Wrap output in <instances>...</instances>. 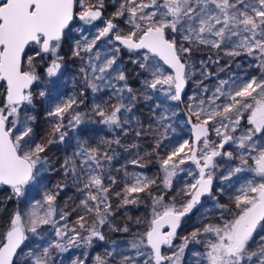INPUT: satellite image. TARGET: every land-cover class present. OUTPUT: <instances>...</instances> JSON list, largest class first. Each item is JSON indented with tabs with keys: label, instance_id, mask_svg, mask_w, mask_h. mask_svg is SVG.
Segmentation results:
<instances>
[{
	"label": "snow or ice",
	"instance_id": "1",
	"mask_svg": "<svg viewBox=\"0 0 264 264\" xmlns=\"http://www.w3.org/2000/svg\"><path fill=\"white\" fill-rule=\"evenodd\" d=\"M105 8V0H0V82L5 89V104L0 108V186H8L16 197H22L26 187L48 170V158L43 154L52 144H64L68 130L75 131L89 121L114 131L130 122L126 114L132 112L138 97L118 63L123 50L135 54L130 57L132 63L146 74L141 80L145 89L141 95L158 101L153 112L165 133L171 127L165 123L170 120L167 101L183 103L182 94L195 73L194 63L189 62L193 49L205 46L232 57H251L261 75L248 79L229 77L212 90L203 81H194L200 91L188 97V123L195 140H184L159 161L163 185L168 190L178 172L186 171L193 177L176 193L179 200L172 197L173 203H166L163 193L153 196L148 191L156 179L126 172L123 190L114 193L120 204L113 208L111 185L117 181L108 175L111 183H105V165L113 159L108 149L112 143L119 144V139L102 138L92 146L77 138L76 149L61 167L65 177L71 176L82 193L77 206L82 212L72 224L67 219L70 213L63 210L55 219L57 196L64 185L57 184L55 192L46 189L42 200L23 214L17 211L13 215L0 238V264H53L54 251L62 253L82 242L91 246L94 239L105 240L101 228L106 224L111 227L110 217L120 207L143 202L141 193L153 201L152 218L148 228L129 244L137 257L144 259L123 256L119 264H183L190 244L204 248L203 252L193 251L195 264H264V0H120L111 18L104 20L103 27L96 26L95 35L89 38L86 32L103 17ZM121 18L128 25L127 31L115 22ZM69 41L73 42L71 56L81 61L79 71L86 88L94 95L107 91L108 99L94 101L91 114L77 111L83 100L75 96L56 103L47 112V117L54 118L49 121L50 129L37 142L32 127L35 117L28 115L26 107L34 103L32 85L44 81L37 67L47 59L45 76L60 74L65 61L61 49ZM39 95L43 97L46 92L42 90ZM113 98L115 102L110 103ZM171 115L176 112L173 110ZM244 119L246 124L241 122ZM213 132L219 140L211 139ZM161 136L167 138L163 133ZM161 142L157 140L156 149ZM229 144L241 150V164L230 169L223 179L243 171L259 178L248 180L231 198L230 205L217 199L212 171L218 166L216 157L234 159L233 152L224 151ZM189 161L198 173L180 167ZM131 163L145 167L141 159ZM204 196L215 201L218 219L178 236L184 218L201 204ZM60 221L65 223L56 227ZM42 225H52L56 239L49 240L47 246L36 245L25 251L27 233L43 239L38 232ZM113 230L130 231L127 226ZM177 239L181 241L178 244L174 243ZM165 247L171 254L162 250ZM95 264L110 261L96 256Z\"/></svg>",
	"mask_w": 264,
	"mask_h": 264
},
{
	"label": "rangeland",
	"instance_id": "2",
	"mask_svg": "<svg viewBox=\"0 0 264 264\" xmlns=\"http://www.w3.org/2000/svg\"><path fill=\"white\" fill-rule=\"evenodd\" d=\"M120 0H105V11L102 19L95 22L90 32H86L91 38L95 35L96 26L103 27L104 20L111 18L112 13L115 11ZM120 25L122 29L127 31L128 25L124 23L123 18L115 21ZM86 28L88 26H85ZM77 38H79L78 34ZM72 41L66 43L61 49V54L64 55V67L61 68L60 74L56 77L48 78L45 76L44 68L47 66L48 60L40 61L37 67V71L41 76H44V81H37L32 85L31 91L33 92V105H28V115L35 117L32 122V127L35 131V139L40 142L42 138L46 136L47 131L50 129V119L47 117V112L63 100H67L70 97L75 96L78 100H83V103L79 105L77 111L87 112L91 114L93 102H100V98L108 99L107 91L93 94L91 89L86 88L82 80V73L79 71L81 61L71 56ZM102 43V41L100 42ZM135 54L129 53L123 50L120 54L121 64L128 78V84L133 88L134 93L138 99L134 102L132 112L127 113L128 117H131L130 122L124 124L123 129L109 130L106 125L100 123H92L86 121L80 125L75 131L68 130V136L65 138V143H55L49 146L47 151L43 154L48 158V170L41 173L37 182L30 184L25 189V194L22 197H16L12 190L17 206L14 214L19 211L23 214L29 207L38 200L43 199L44 191L51 190L53 192L58 189L55 187L57 184L64 185L62 190H59V195L56 200L57 215L55 219H59L61 210L70 213L68 216V223L72 224L77 219L78 213L82 212V209L77 206L82 199V193L78 192L73 184L71 176L65 177L64 169L61 167L66 157L71 156L73 151L77 147V138L81 141L86 140L88 144L96 146L101 139L107 141H113L119 139L120 143H112L108 149L109 155L113 156L110 163L105 165V183L111 182L107 179L108 175L115 177L116 183L111 185V203L113 208H116L120 204V198L116 197L114 193L121 192L124 187L125 173H138L151 179H156V184L151 186L150 191L153 196L165 194V202L173 203L172 197L176 196V193L183 188L185 183L192 182L193 177L187 175L186 171L178 172L173 178L172 189L168 190L163 185L164 173L160 167V160L167 156L172 147L182 143L184 140L193 142V133L191 131V124L188 123L191 113L188 110V104L191 103L188 97L194 93H199L200 88L197 87L195 82L203 81V85H206L210 90L214 89L215 85L220 80H228L229 77L236 78L241 77L248 79L252 76L259 77L261 70L255 67L256 61L251 57L245 55L241 56H228L225 51L219 49H212L210 47L200 46L193 49L189 62L194 63L195 73L188 81L184 93L182 94L183 103L167 101L170 106L169 116L170 120L165 121L171 125L165 130L157 123L156 115L153 112L155 104L158 102L154 97L152 100L147 99L141 95L145 91L141 84L145 73L141 72L137 64H133L130 57ZM211 58V59H209ZM201 61L204 64L201 65ZM218 61V63L214 62ZM253 65V66H250ZM202 72H206L207 75H202ZM45 91L46 95L41 97L40 91ZM150 91V90H149ZM81 92L84 93L81 96ZM0 94L5 97V90L0 89ZM127 95V93H125ZM115 99L110 101L114 103ZM5 104L0 106L2 108ZM176 112L175 116L171 115L172 111ZM160 110L157 109L156 112ZM247 113H245V117ZM11 119V118H10ZM98 121L99 117H95ZM195 121V117H192ZM242 124H246V119L241 121ZM140 132V135L136 133ZM166 135V139H162L161 134ZM235 135H238L236 133ZM211 139L219 140V137L215 133L210 134ZM157 140H162L159 149L155 148ZM202 147V145H199ZM224 151H231L234 154V159H229L227 156H218L215 158V163L218 165L213 169V189L220 203L231 204V198L238 194V190L247 183L248 180H259L253 173L243 171L231 175L229 180L223 179L224 176L229 175L230 169H234L241 164L239 159V153L241 150L237 149L234 145H225ZM134 159H141V162L145 164V167H137L131 163ZM39 167V166H38ZM183 169L191 168L198 173L195 165L189 161L185 165L180 166ZM207 171V170H206ZM223 189V191H219ZM143 202H138L136 205H127L120 207L118 211H115L113 216L110 217V224H106L101 228L105 236V240L100 241L94 239L91 246L84 244L69 246L68 251L59 252L54 251L53 264H73V261H84V264H95V257L101 256L110 261V264H119L123 256H130L134 259L143 260L144 257H137L136 251L130 247L129 242L133 239H138L147 228L149 221L152 218V204L151 197H148L146 193H141ZM181 197L176 196L179 200ZM215 201L206 196L201 200L198 208L194 209L181 224L178 229V236L188 235L194 228L200 227L202 224L214 222L219 217V209L214 207ZM76 209V211H73ZM139 220V223H137ZM91 222V217H89ZM65 221H60L56 227L63 225ZM127 226L130 231H114V228H123ZM38 232L43 234V239L35 236L32 233H27L29 239L24 242L28 245L25 251L30 248H35L36 245L47 246L49 240H55V229L52 225H42ZM87 235V233H82ZM177 239L174 243H180ZM24 248V245L22 246ZM113 249L115 251L113 252ZM145 252L148 249H143ZM163 251L171 254V250L166 247ZM193 251L203 252L204 248L199 244H190L188 249L185 250L183 264H195L196 257L193 255ZM108 252H113L111 257L107 256Z\"/></svg>",
	"mask_w": 264,
	"mask_h": 264
},
{
	"label": "trees",
	"instance_id": "3",
	"mask_svg": "<svg viewBox=\"0 0 264 264\" xmlns=\"http://www.w3.org/2000/svg\"><path fill=\"white\" fill-rule=\"evenodd\" d=\"M0 89L4 90L2 83H0ZM3 101L4 97L0 94V106ZM16 206L17 201L10 192V188L0 186V238L3 237V233L9 228Z\"/></svg>",
	"mask_w": 264,
	"mask_h": 264
},
{
	"label": "flooded vegetation",
	"instance_id": "4",
	"mask_svg": "<svg viewBox=\"0 0 264 264\" xmlns=\"http://www.w3.org/2000/svg\"><path fill=\"white\" fill-rule=\"evenodd\" d=\"M101 19H102V18H101ZM101 19H100V20H101ZM100 20H98V21H100ZM96 22H97V21H96ZM0 83H1V82H0ZM3 88H4V86H3ZM4 90H5V89H4ZM4 100H5V97H4ZM3 102H4V101H3ZM3 102H2V104H3ZM2 104H1V105H2ZM7 187H8V186H7ZM204 197H206V196H204ZM204 197H202L201 200H202ZM198 206H199V204L196 205V207H194L193 210L196 209V208H198ZM193 210H192V211H193Z\"/></svg>",
	"mask_w": 264,
	"mask_h": 264
},
{
	"label": "water",
	"instance_id": "5",
	"mask_svg": "<svg viewBox=\"0 0 264 264\" xmlns=\"http://www.w3.org/2000/svg\"><path fill=\"white\" fill-rule=\"evenodd\" d=\"M1 83H2V82H1ZM194 140H195V137L193 136V141H194ZM22 246H23V245H22ZM22 246H21V247H22Z\"/></svg>",
	"mask_w": 264,
	"mask_h": 264
}]
</instances>
